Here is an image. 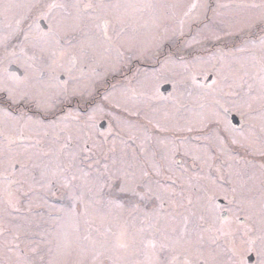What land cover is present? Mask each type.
Returning a JSON list of instances; mask_svg holds the SVG:
<instances>
[{
	"label": "snow or ice",
	"instance_id": "6c2138e0",
	"mask_svg": "<svg viewBox=\"0 0 264 264\" xmlns=\"http://www.w3.org/2000/svg\"><path fill=\"white\" fill-rule=\"evenodd\" d=\"M16 6L27 7L30 13L25 18L30 21L27 31L22 32L24 47L19 50V55L30 61L26 64L27 70L62 67L67 58L70 76L77 61L80 68L87 65L95 72L93 66L101 59L112 60L113 52L116 53L114 61H120L123 58L121 48L125 46L133 55L149 52L151 42L142 38L145 34L152 36V42L159 38L153 32V28L158 27L155 18L152 24L147 21L140 24L146 10L157 7L150 0H33L27 5ZM238 7L259 9V13L240 20L219 18L214 27L193 37L186 47L211 42L215 51L209 53L205 49L203 54L193 55L203 64L215 68L221 78L230 76L237 94L243 91L248 98L245 103L234 106L251 110L254 103L264 106V0L260 4ZM255 24L261 26L259 35L251 31ZM141 29L145 33H141ZM233 37L240 39L238 45L227 43ZM10 47H4V58H18L15 50L9 52ZM26 48L31 49L30 55ZM166 63L175 61L169 58ZM217 64L219 68H216ZM0 92L6 94L9 105L26 101L34 105L37 112L45 114L52 110L61 94H67L66 91L53 90L50 83H44L43 76L33 82L29 74L14 84L0 80ZM216 115L215 111H202L197 114L196 121H186L182 127L189 132H202L208 127L206 121H211ZM47 119V115L42 119L26 115L17 117L10 107L0 108V135L3 136L0 163L5 165L4 179L7 182L3 207H0V264H54L50 258L52 241L44 238L39 243L33 241L29 235L31 223L15 215L21 202L16 193L27 196L23 185L28 183L31 186L33 181L42 188L53 185L66 190L73 202L66 212L76 225L71 234L66 230V224L59 223L60 217L55 221L56 232L49 234L63 240L62 245H57L58 254L69 248L77 254L76 264H103L101 257L108 264H229V260L222 257L234 253L237 237L247 245L248 251L256 250L260 256L259 264H264V181L258 196L256 189L246 181L234 182L227 206L220 210H217L214 199L199 202L188 196L176 200L175 193L169 191L160 179L164 172L171 170V165L166 163L169 156L163 140H158L161 148L165 149L161 151L159 161L156 160V152H148L142 142L139 153L129 155L120 149L119 156L113 155L111 165L105 164L104 171L93 176L81 167L92 157H82L84 149L78 143L74 145L79 136L64 121L49 124ZM147 122L157 131L169 130L150 117ZM18 125L20 129L27 128L31 135H25L23 130L12 135V132H17ZM205 138L209 143L215 141L217 151L230 157L219 136L213 134ZM230 142L258 150L264 156V141L258 149L250 137H233ZM44 144L49 146L45 148ZM13 146L22 151L14 150ZM93 147L103 150L101 145ZM87 151L92 153L93 149L88 148ZM108 152L115 153V145L104 154ZM25 161L39 170V181L34 176L24 180L10 179L17 166L24 175ZM93 163L95 161L88 167L91 168ZM236 175L239 177L240 173ZM106 188L115 191L105 194ZM125 198L128 199L127 204ZM145 200L155 201L151 210L140 206V202ZM178 209H183V212ZM95 217L102 220L110 218L117 224V231L101 232L99 228H93ZM81 220L85 225L84 234L79 229ZM189 224L193 226L189 228ZM222 238L226 241L224 245L219 243ZM21 243L25 248H21ZM41 244L46 251L41 250Z\"/></svg>",
	"mask_w": 264,
	"mask_h": 264
},
{
	"label": "rangeland",
	"instance_id": "374dc122",
	"mask_svg": "<svg viewBox=\"0 0 264 264\" xmlns=\"http://www.w3.org/2000/svg\"><path fill=\"white\" fill-rule=\"evenodd\" d=\"M2 1L0 2V71L6 67L9 69V66H15L21 74H11L12 72L8 70L4 76L0 75V80L14 84L17 79L23 80L24 76L29 74L32 81L36 82L38 77L43 76L44 83H50L53 90L61 93L66 91L67 94H61L52 110L44 113V116L47 115L50 118L54 113L55 118L50 122L46 121L47 123L64 121V124L79 136V141H74V145L78 143L79 147L84 149L81 153L82 157L86 155L92 157V160H85L81 165L85 171L98 176L104 171L105 164L111 165L113 155H120V149H124L129 155L134 152L139 153V146L142 142L148 152H156V160L159 161L160 153L165 149L161 148L158 140H163L167 145L166 150L169 156L166 163L171 165V170L164 172L160 179L169 191L175 193L176 200L188 196H191L193 201L199 202L214 199L217 210H220L227 206L230 189L234 182L246 181L253 186L264 181V156L258 150L253 151L249 147L233 145L230 142L233 137L237 139L250 137L254 139L255 147L259 148L260 143L264 141V116L258 113L262 106L254 103L251 110L234 106L248 100L243 91L237 94L238 90L234 89L230 76L228 79L221 78L217 75L215 68L203 64L197 56L193 55V53L203 54L205 49L209 53L215 51L211 42L186 47L193 37L214 27L216 21L224 18L227 13L213 14L208 21H205L203 18L205 0H150L157 7L146 10L140 24L145 21L152 24L155 18L158 27L153 28V32L159 38L152 42V36L145 34L142 37L151 42L149 52L143 55H133L126 50L125 46L121 48L123 58L120 61H114L116 53L113 52L112 60L101 59L99 64L93 66L95 72L87 65L80 68L79 61H77L70 76L67 72L70 66L67 58L62 67L45 68L43 71L39 68L27 70L26 64L30 61L19 55L20 48L24 47V36L20 44L13 46L18 53V58H4L5 43L9 38L17 37L16 29L23 27L24 22H27L24 19L26 16L24 7L16 5H27L33 0ZM193 4L196 7H192ZM167 5L174 7H164ZM18 21L19 24H17ZM26 27L27 25L24 28ZM140 31L145 33L144 29ZM231 39L227 43L235 44ZM11 48L8 49L9 52L12 51ZM25 51L31 54L30 48H26ZM169 58L175 63H166ZM219 67L220 65L217 64L216 68ZM58 74H64L69 79H73L58 80ZM52 76L57 79L51 80ZM81 92L84 94L81 95ZM105 96L109 99L105 100ZM5 100H7L6 94L0 92V104ZM91 100H94L92 104L94 106L85 110ZM73 102L77 105H73L72 109L70 105ZM29 105L32 106V104ZM201 105L204 107L201 108ZM0 108L3 106L0 105ZM210 110L215 111L217 115L211 121H206L208 127L202 132H189L183 129L182 126L186 121H196L197 114ZM21 113L15 115L19 117L23 115ZM231 114H235L241 120V131L234 128L235 124L231 120ZM90 115L91 120H89ZM58 116L62 119L57 118ZM148 117L169 130L157 131L147 122ZM102 121L106 125L104 130L99 128ZM19 130L31 134L27 128L20 129L19 125L17 132L11 134L18 133ZM213 134L224 141L226 152L230 153V157L217 151L218 145L215 141L209 143L205 138ZM130 137H135V139ZM2 141L3 136L0 135V142ZM93 145H101L103 150ZM114 145L116 152H108L105 155V151ZM88 148L93 149L92 153H88ZM13 149L17 150L14 146ZM93 161L95 163L89 168L88 164ZM4 173L5 165L0 163L1 179H4ZM236 173H240V176L238 177ZM5 187L6 182L0 181V193ZM109 191L115 190L106 188L105 194ZM63 192L67 193L66 190ZM218 198L222 199L225 205H219ZM124 202L127 204L128 199L125 198ZM154 205L153 200L140 202V206L145 210H151ZM69 206H61L64 213L67 212ZM178 211L183 212V209H178ZM31 213L32 209L29 207L27 214ZM51 213L54 211L48 207L40 212L41 217L38 218L37 225H32V231L29 234L33 241L39 243L44 238L52 241L51 245H55L54 234H49L55 232L49 231L53 228L46 221ZM177 219L179 220V217ZM192 226L189 224V228ZM84 227L81 220L79 223L81 234H84ZM92 227L99 228L101 232L115 233L117 231V224L110 218L102 220L95 217ZM66 230L69 232V227ZM236 239H238V246L234 245L236 251L233 257L228 255L222 259L229 260V264H247L245 257L247 245L241 238ZM224 241L222 238L219 243L224 245ZM62 244L63 240H61ZM20 246L25 248L24 243ZM41 250H47L43 244H41ZM73 256L74 258H71ZM78 259L77 254L69 248L61 255L59 262L67 264L68 261H73L76 264ZM101 260L103 264H108L103 257Z\"/></svg>",
	"mask_w": 264,
	"mask_h": 264
},
{
	"label": "flooded vegetation",
	"instance_id": "af4514ba",
	"mask_svg": "<svg viewBox=\"0 0 264 264\" xmlns=\"http://www.w3.org/2000/svg\"><path fill=\"white\" fill-rule=\"evenodd\" d=\"M0 2H3V1L0 0ZM253 3L260 4L261 0H205L204 4L206 6H204V17L203 18L205 21H208L210 16L212 17L213 14H218L220 12L227 13V14H225V17H224L225 19H234V20H240L243 17H247V16H251V15H258L259 9L238 7L239 5L253 4ZM220 5H224V7H220ZM6 8H8V7H6ZM15 9H17V7H15ZM24 9L26 12V16H25V18H26L27 16L30 15V13H29L27 7H24ZM26 21L27 22H24L23 27H21V28L19 27L20 29L18 28L19 30H17V32H18L17 37L9 38L4 46L11 45L12 46L11 50L13 51L15 49V48H13V46H17L18 44H20L21 40L23 39L22 32H25V30L27 29V27L30 23V21H28V20H26ZM44 24L46 25V22H44ZM26 25H27V27L24 28ZM244 27H245V29H247L246 25ZM260 28H261V26L259 24H255L252 27L251 31L256 33V35H259L260 34ZM231 40L236 45H238L240 43V39L238 37H233ZM4 70H5V72H4ZM8 70H9V72H12L11 74H21V71H19V69H17L15 66H12V67L9 66V69H8V67H6V69L5 68L2 69L0 71L1 72L0 75L4 76L6 71H8ZM13 72H15V73H13ZM57 78H58V80L65 78L68 81L73 79V78L69 79L68 76H66L64 74L63 75L58 74ZM75 104H76V102H73V103H71L70 106L72 107ZM92 104H94V100H91L88 102V106L85 110H88V108H92L94 106ZM0 105H2L3 108L10 107V109L13 111L14 115L19 114V112H22L21 114L26 115L28 117L32 116L33 118H36V119H38V118L42 119L44 117V113L37 112L35 106L34 105L31 106L27 102H21L19 104L9 105L8 101L5 100ZM73 108L74 107H72V109ZM61 111H62V109H61ZM258 113H260V115L264 116V106L259 108ZM231 115H235V114H231ZM19 116H21V115H19ZM55 116L56 115L53 113L52 117L48 118L47 121L50 122L52 119L55 118ZM57 118H61V116H58ZM240 123H241V120L237 117L235 126L233 125L236 130L241 131L240 127L242 125ZM105 128H106V126H105ZM105 128H103L101 130H104ZM16 134L17 133H14L12 135H16ZM25 135H31V134L25 132ZM25 144H26V146H28L30 148L29 142L26 141ZM42 146L47 148L49 145L44 144ZM14 147H16V146H14ZM30 150L34 151V149H30ZM16 151H22V149H17ZM25 164H26V170H24V175L23 176L21 175V170L19 169V166H17V169L14 170V174L10 177V179H12V180H24L25 177L34 176L35 180L39 181L41 179L40 174H39V170L33 168L30 162L25 161ZM4 175H5V173H4ZM253 179H255V177H253ZM2 180L4 182H6L5 179H1V177H0V181H2ZM6 186H7V182H6ZM253 187L256 189V195H259L258 188L261 187V183L258 185H253ZM23 190L28 195L22 196V195H20V193H16V195H18L20 197L21 202L19 204L20 210L18 213H15V215H17L18 217L24 218V220L31 223V225L35 226V225H37L38 218L41 217L39 215L40 212L42 210L44 211V209L46 207H48L51 211H54V213L49 214V218L46 220L47 222L50 223L51 228H53L49 231L56 232L57 223H55V221H56L57 217H60L61 219H60L59 223L66 224L67 228L69 227V232L71 233L72 228L75 227L76 225L74 224V222L71 219H69L68 216H66V213L63 212L61 206L67 207L70 204H72L73 202L69 199L67 193L63 192L64 189L59 188V187H55L53 185H49L47 188H42L40 186V184L35 183L33 181L31 186L28 183H25L23 185ZM4 198H5V193L3 190L0 193V207H3L2 201L4 200ZM217 203L219 205L220 204L225 205V202L220 198L217 199ZM29 207L32 209L31 214H27V210ZM24 220H18L17 222H20V221L23 222ZM61 240L62 239H60L56 235H54L55 245H50L54 249L53 253L50 254V258L53 260L54 264H60L59 259H60L62 254H58L56 251V248H57L58 243L61 244ZM225 243L226 242L224 241V244ZM235 246L236 247L238 246V239L235 240ZM21 248H24V247L21 246ZM53 255H55V256L53 257ZM229 255L230 256L232 255V257H233L234 253H229ZM241 257H243V255H241ZM245 257H246L247 264H259L260 256L258 255L256 250H253V251L247 250ZM71 258H74V256ZM67 264H75V263L73 261H68Z\"/></svg>",
	"mask_w": 264,
	"mask_h": 264
},
{
	"label": "water",
	"instance_id": "95a60500",
	"mask_svg": "<svg viewBox=\"0 0 264 264\" xmlns=\"http://www.w3.org/2000/svg\"><path fill=\"white\" fill-rule=\"evenodd\" d=\"M230 117H231V120L233 121V123L235 124V123H236V116L231 115ZM99 127H100V128H104V127H105V122L102 121V122L99 124Z\"/></svg>",
	"mask_w": 264,
	"mask_h": 264
}]
</instances>
